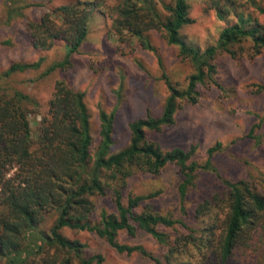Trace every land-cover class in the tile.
Masks as SVG:
<instances>
[{
  "label": "trees",
  "instance_id": "1",
  "mask_svg": "<svg viewBox=\"0 0 264 264\" xmlns=\"http://www.w3.org/2000/svg\"><path fill=\"white\" fill-rule=\"evenodd\" d=\"M211 1L219 19L233 14L236 20L220 29L216 44L201 49L181 34L193 22L188 0H69L36 17L26 14L33 2L6 0L5 21L22 20L34 49L64 43V58L52 62L44 75L71 65V56L79 52L97 13L111 17L110 31L120 42L136 39L143 49L154 51L149 34L161 33L194 69L182 89L162 72L168 95L161 113L130 120L128 144L119 150L112 149L115 111L100 109L95 142L85 92L64 80L54 83L44 111L29 94L0 86V264H105L101 254L88 257L83 243L64 236L61 229L65 227L93 232L118 253H138L153 264H234L238 256L248 259L264 250V189L252 180L222 177L211 162L220 143L209 147L206 162L198 164L192 159L194 147L163 150L147 137V131L174 123L182 100L197 102L199 85L215 83L216 54L235 55L232 46L242 41L249 43L254 56L264 50V23L255 16L245 17L241 10L232 11L227 2L233 6L234 0ZM250 2L264 15L263 6ZM41 61L13 62L5 75L39 68ZM31 116L39 117L34 119L35 131ZM170 164L180 173L177 215L154 211L148 205L138 210L159 190L128 193L124 198L123 189L131 176L137 172L157 175ZM200 170L212 172L222 182L223 192L191 209L188 194ZM106 195L114 211L101 209L95 218L94 198ZM222 203L224 212L219 210ZM48 215L53 222L46 229ZM138 229L162 247L161 254L118 240L119 232L133 236Z\"/></svg>",
  "mask_w": 264,
  "mask_h": 264
},
{
  "label": "rangeland",
  "instance_id": "2",
  "mask_svg": "<svg viewBox=\"0 0 264 264\" xmlns=\"http://www.w3.org/2000/svg\"><path fill=\"white\" fill-rule=\"evenodd\" d=\"M28 1L35 4L26 10V14L31 17L40 15L51 6L69 2ZM188 1L193 22L183 27L181 34L201 49L216 44L220 29L236 20L233 14L219 19L211 0ZM254 1L264 7V0ZM227 4L232 7V11L241 10L245 17L255 16L264 23V15L258 12L250 0H234V7L230 2ZM5 8L6 0H0V86L29 94L44 111L54 83L64 80L75 89L85 92L95 142L98 141L100 109L115 111L113 150L128 144L130 120L148 113L153 116L161 113L168 95L162 72L182 89L186 87L187 77L194 69L187 58L178 55V47L168 44L161 33L152 31L149 34L154 51L143 49L136 39L120 42L110 31L111 17L97 13L90 20L89 33L79 52L71 56V65L44 75L52 62L64 58V43L59 41L47 50L34 49L23 31L22 20L5 21ZM232 49L236 51L235 55L225 51L215 55V83L211 81L198 86L197 102L182 100L174 115V123L159 131H147V137L163 150L175 147L189 150L194 147L192 159L198 164L206 162L209 147L220 143L211 162L222 177L232 181L252 180L264 189V50L252 55L247 41L234 44ZM40 58L39 68L5 75L13 62H33ZM260 86L263 88L260 89ZM34 119L39 117L31 116L33 131L36 130ZM179 181V169L173 164L157 175L137 172L127 180L123 196L159 190L158 196L144 200L138 210L148 205L154 211L177 215L176 187ZM195 184L188 194L191 209L201 200L223 192L222 182L207 170L199 171ZM94 203L95 218L99 217L101 209L114 211L109 195L95 197ZM223 209L222 203L220 212ZM50 215L43 228L52 225L53 216ZM61 233L83 243L86 256L101 254L105 264H153L152 260L138 253H118L93 232L65 227ZM118 240L127 244H142L155 255L163 251L149 234L140 229L133 236L121 231ZM238 257L234 264H264V250L248 259Z\"/></svg>",
  "mask_w": 264,
  "mask_h": 264
}]
</instances>
